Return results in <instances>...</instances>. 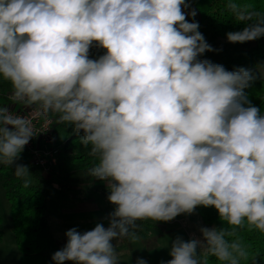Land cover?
Instances as JSON below:
<instances>
[{
    "label": "clouds",
    "instance_id": "clouds-1",
    "mask_svg": "<svg viewBox=\"0 0 264 264\" xmlns=\"http://www.w3.org/2000/svg\"><path fill=\"white\" fill-rule=\"evenodd\" d=\"M226 7L246 25L226 34L229 43L264 37V11ZM182 8L186 0H0V78L83 132L96 158L87 174L115 205L108 227L69 229L54 264H121L112 241L134 236L138 221L201 205L229 227H202L203 241L178 237L167 264H249L237 233L264 234V113L244 91L255 77L200 60L214 49ZM94 41L106 49L96 60ZM34 136L28 118L0 108V165ZM27 172L16 165L14 174Z\"/></svg>",
    "mask_w": 264,
    "mask_h": 264
},
{
    "label": "trees",
    "instance_id": "trees-1",
    "mask_svg": "<svg viewBox=\"0 0 264 264\" xmlns=\"http://www.w3.org/2000/svg\"><path fill=\"white\" fill-rule=\"evenodd\" d=\"M241 7L248 6L257 11H264V0H235ZM189 8L182 11L196 13L195 17L186 15L188 22H198L199 31L214 49L206 51L200 60H209L214 64L223 65L226 70L233 71L243 67L250 70L255 79L244 91L251 105L258 107L264 113V77L257 67L264 66V37L245 43H229L228 32L240 31L246 25L237 22L233 13L226 7L227 0H186ZM99 46L93 42L89 48V59L92 51ZM0 88L4 91L14 90L10 81L0 78ZM83 132H71L57 142L53 139V147L57 150L56 165L48 175L31 164L25 150L12 165H0V183L9 205V219L14 235V242L19 252V264H48L47 255H52L63 248L57 241L51 229L47 216L51 186L66 195L71 201H82L86 198L89 186L94 182L88 176L96 158L89 154L80 144ZM16 165H26L29 172L23 177L14 174ZM101 197L105 202L103 212L108 220L113 212V205L102 190ZM194 211L202 223L220 227H229L220 220L218 211L212 207L197 206ZM146 221H138L134 229L141 233ZM0 218V241L3 238ZM237 235L246 246L249 264H264V234L257 230H239ZM124 246H131L130 240L122 239ZM130 249V248H129ZM210 264H218L215 257H210ZM65 264H71L66 261ZM244 264V262H242Z\"/></svg>",
    "mask_w": 264,
    "mask_h": 264
},
{
    "label": "rangeland",
    "instance_id": "rangeland-1",
    "mask_svg": "<svg viewBox=\"0 0 264 264\" xmlns=\"http://www.w3.org/2000/svg\"><path fill=\"white\" fill-rule=\"evenodd\" d=\"M105 53L106 49L97 47L92 51L91 59L96 60ZM257 69L264 77V66H258ZM71 132H75L73 127L61 121L58 114V119L54 122V136L57 142L63 140ZM96 182L89 186L85 195L86 198L82 200L83 202L77 201V203L62 194L56 186H51L48 189L50 190V198L46 217L51 225L50 230L53 231L62 245L67 242L65 233L73 227L81 233L92 230L97 223H102L105 227H108L107 216L104 215L101 209L104 202L99 191L103 190L107 196L110 193L107 189L99 187ZM8 204L0 183V218L4 232L0 241V264H19L20 257L11 229ZM145 221L141 233H136L133 230L135 235L128 237L131 243L130 249L124 246L122 240L112 241L119 254L121 264H136L140 258L144 259L147 264H167V261L172 259L169 252L175 239L180 237L188 241L193 237L203 241L200 229L202 227H212L209 224L202 223L195 211L191 214L178 215L167 222ZM198 251H200L199 248ZM47 260L48 264H54L50 255H47ZM69 262L73 264V262Z\"/></svg>",
    "mask_w": 264,
    "mask_h": 264
},
{
    "label": "built area",
    "instance_id": "built-area-1",
    "mask_svg": "<svg viewBox=\"0 0 264 264\" xmlns=\"http://www.w3.org/2000/svg\"><path fill=\"white\" fill-rule=\"evenodd\" d=\"M15 91L0 88V108H6L14 116L28 118L34 128V137L24 150L31 164L48 175L56 165L57 150L53 147L55 111L45 110L39 103H30L16 98Z\"/></svg>",
    "mask_w": 264,
    "mask_h": 264
},
{
    "label": "crops",
    "instance_id": "crops-1",
    "mask_svg": "<svg viewBox=\"0 0 264 264\" xmlns=\"http://www.w3.org/2000/svg\"><path fill=\"white\" fill-rule=\"evenodd\" d=\"M57 119H58V113L56 112L55 113V122L57 121ZM97 184H98V186L99 187H101V188H103V189H107V187H106V185H105V183H103V182H101V181H98V182H96ZM93 184H95V182L93 183ZM92 184V185H93ZM108 190V189H107ZM97 191H99V190H97ZM100 192V191H99ZM105 193V192H104ZM100 195H101V193H99ZM103 202H104V200H102ZM81 202H83V201H81ZM77 203V202H76ZM106 205H105V202H104V206L101 208L102 209V211H103V208L105 207ZM113 210V209H112ZM114 211V210H113ZM104 213V212H103ZM104 215H105V213H104ZM107 220H108V218H107ZM109 221V220H108ZM192 239H194L193 237H192ZM58 241V240H57ZM58 243H60V245H62L61 244V242H59L58 241ZM124 244V243H123ZM62 246H64V245H62Z\"/></svg>",
    "mask_w": 264,
    "mask_h": 264
}]
</instances>
